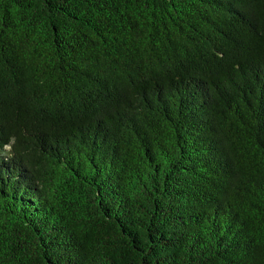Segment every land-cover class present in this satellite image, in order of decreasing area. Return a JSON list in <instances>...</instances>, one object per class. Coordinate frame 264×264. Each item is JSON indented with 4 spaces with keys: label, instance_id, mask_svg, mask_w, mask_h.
I'll list each match as a JSON object with an SVG mask.
<instances>
[{
    "label": "trees",
    "instance_id": "16d2710c",
    "mask_svg": "<svg viewBox=\"0 0 264 264\" xmlns=\"http://www.w3.org/2000/svg\"><path fill=\"white\" fill-rule=\"evenodd\" d=\"M0 264H264V0H0Z\"/></svg>",
    "mask_w": 264,
    "mask_h": 264
}]
</instances>
